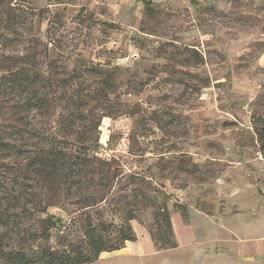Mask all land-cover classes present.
<instances>
[{"label": "rangeland", "instance_id": "374dc122", "mask_svg": "<svg viewBox=\"0 0 264 264\" xmlns=\"http://www.w3.org/2000/svg\"><path fill=\"white\" fill-rule=\"evenodd\" d=\"M0 43V240L9 251L39 260L46 247L82 246L86 213L115 225L136 215L137 241L89 264H142L125 256L133 243L166 252L151 238L163 233L165 206L171 218H250L254 238L264 228V0H0ZM77 116L87 138L68 127ZM62 151L68 162L79 151L89 164L113 160L137 184L118 177L101 215L64 204L73 197L32 170L37 155ZM135 190L155 200L136 207ZM48 206L61 223L18 216Z\"/></svg>", "mask_w": 264, "mask_h": 264}, {"label": "trees", "instance_id": "16d2710c", "mask_svg": "<svg viewBox=\"0 0 264 264\" xmlns=\"http://www.w3.org/2000/svg\"><path fill=\"white\" fill-rule=\"evenodd\" d=\"M145 4H149L145 1ZM1 50L0 56L2 54V48L4 45L0 43ZM107 85L110 84V80L106 81ZM13 84L17 89L21 88L22 81L20 77L16 75L13 79ZM110 86V85H109ZM111 87V86H110ZM85 100L79 99L78 113L80 114V107L83 106ZM31 108L40 110L42 107V101H35ZM71 125L68 126L72 132L78 134V136L87 138L86 136V119L81 117H76ZM98 128V127H97ZM96 128V130H97ZM98 138L96 142L98 143ZM6 147L5 143H2ZM9 146V145H7ZM9 148V147H8ZM79 151L75 158L71 162L67 161L66 153H53L52 155L44 156L37 155L32 166L33 173L37 176H42L48 179H53L56 181L60 188L63 196H72L70 201L64 199L65 203H71L77 205L79 210H91L96 209L95 214L101 215L103 213V204L108 203L109 199H113L117 196V189L120 185L119 182L114 184V181L121 177V179H128L130 183L137 184L135 179L137 176L130 175L127 176L121 172V168L114 165L115 161H106L93 157L97 160L99 164L93 165L89 164L88 152L86 153ZM12 153L18 158L24 156V152L17 147H13ZM76 181H75V179ZM72 180V181H71ZM59 188V189H60ZM139 189V188H138ZM132 193L133 204L136 207H147L149 202L155 200L154 197L145 196L142 192ZM141 205V206H140ZM48 206L44 209H40L34 212L30 210L24 212L20 211L18 216L31 219L33 217L39 216L40 218H46L45 221L48 222H59L61 219L56 218L53 214L49 212ZM185 206H182L181 212L185 213ZM0 225L8 226L6 223V212L0 209ZM85 222V236L86 242L82 246H70L67 249H57L52 250L49 247L43 248L39 260L32 259L26 252L22 251H9V245H5L4 241L0 240V264H37L38 262L42 264H89L97 259L103 253H112L120 251L125 247L128 242H136L137 238L134 229L131 225V221L136 218L133 212H128L123 218L120 224L104 223L103 221H98L96 223L89 213H86ZM160 216L164 221V228L162 234L153 235L151 233V238L160 250H170L177 247L176 241L171 242V238H174V231L172 225V219L169 209L165 206L160 210ZM57 220V221H55ZM162 243V244H160Z\"/></svg>", "mask_w": 264, "mask_h": 264}, {"label": "crops", "instance_id": "0c3cea01", "mask_svg": "<svg viewBox=\"0 0 264 264\" xmlns=\"http://www.w3.org/2000/svg\"><path fill=\"white\" fill-rule=\"evenodd\" d=\"M171 219L176 248L154 253L148 241L133 243L126 249L127 259L134 257L142 264L159 257L163 258L160 264H264V228L254 238L250 218L241 217L243 226H237L234 217L231 220L190 210L186 217L174 213ZM147 255L153 256L147 261L141 257Z\"/></svg>", "mask_w": 264, "mask_h": 264}]
</instances>
